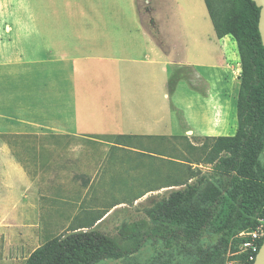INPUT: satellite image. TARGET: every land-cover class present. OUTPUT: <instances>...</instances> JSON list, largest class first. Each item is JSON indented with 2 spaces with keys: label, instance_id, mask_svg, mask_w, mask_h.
I'll return each instance as SVG.
<instances>
[{
  "label": "rangeland",
  "instance_id": "obj_1",
  "mask_svg": "<svg viewBox=\"0 0 264 264\" xmlns=\"http://www.w3.org/2000/svg\"><path fill=\"white\" fill-rule=\"evenodd\" d=\"M139 1L141 6H147L149 10L148 14H141L145 24L150 25V17L155 20L157 38L164 39L160 26L165 35L174 39L179 29L182 41L186 44L184 60L212 64L207 67L196 63L198 65L195 68L212 81L209 90L214 98H218L221 103L229 102V122L223 134H234L237 129L236 100L241 76L236 41L231 36L219 38L216 35L205 0H178L181 8L176 5L175 0ZM220 4L225 6L226 0H220ZM191 12L195 16L192 19ZM157 19L160 20V26ZM205 42L209 49L205 48ZM218 52L224 53V67L216 66L220 62ZM175 74L177 73L172 71L169 76L174 78L173 84H179L177 96L173 95V84L172 87L167 86V92L172 94L167 102L168 107L173 110L175 126L173 129L165 126L166 128L157 127L153 130L160 134L128 138L103 135L95 141L52 134L4 136L11 143V154L24 161L30 169H33V164L37 167L38 156L43 161L48 151L50 152V149L45 148V142L54 143V151L61 150L62 153L68 150L74 153L89 150L94 153L95 166L93 161L92 166H84V160L73 156L57 160L56 164L63 162L65 165L58 166L60 169L55 167L53 176L43 174L38 177L32 174L28 181L20 176H0V264H25L30 254L52 237L65 233L72 227L90 224L109 209L111 210L104 221L97 224L98 229L118 235L125 224L135 220L146 219L147 225L141 228L142 243L137 251L120 258H106L96 264L195 263V248L182 239L179 232L178 238L169 240L166 237L167 231L171 234L177 231L174 219L167 220L166 226H160L159 231L151 233L154 222L148 215V211L172 191L183 189L200 179L204 185L211 182L220 186L221 182V178L213 177L212 164L206 162L209 148L206 136L184 135V125L191 122L192 107L195 108L200 102L196 100L197 97L200 99L199 94L197 96L202 89L200 81L196 78L178 79ZM9 82L11 81H0V97L3 95L6 98L11 88ZM16 82L20 85V82L26 81ZM27 83L19 90L34 94L37 90L31 87V81ZM175 97L183 99H179L182 104H174L177 110L171 104ZM165 123L169 126L170 120ZM257 162L254 170L256 177L260 179L264 171V145ZM92 178V185L85 193L80 189V184L88 186ZM59 180L69 181V184H60ZM222 183L225 187L227 180L222 178ZM261 213H264V206L257 204L250 205L243 215L249 221L258 217L259 223H264V215L259 216ZM86 229L88 228H84ZM236 237L238 236L230 237L227 230H219L211 225L204 232L199 247H221L226 252L218 264H227L232 251L236 250V254L243 250ZM232 259L235 263L239 261L237 256Z\"/></svg>",
  "mask_w": 264,
  "mask_h": 264
},
{
  "label": "crops",
  "instance_id": "obj_2",
  "mask_svg": "<svg viewBox=\"0 0 264 264\" xmlns=\"http://www.w3.org/2000/svg\"><path fill=\"white\" fill-rule=\"evenodd\" d=\"M175 3L181 8L178 0ZM159 28L164 37L160 41L144 25L138 0H0V81L12 82L8 97H0V176H20L24 181L32 174L53 176L55 167L65 165L56 161L73 156L84 160V166H92L91 161L95 166L89 150L62 153L45 142L50 149L45 163L38 156L37 167L30 169L11 154L5 135L52 134L95 141L103 135H155L157 127L173 129V110L167 102L172 71L178 79H198L203 89L184 135H225L229 102L215 99L209 90L212 81L195 68L212 64L184 60L186 44L179 29L174 39ZM218 53L216 66H223L224 53ZM27 81L37 90L34 94L19 90ZM178 85L173 84L174 96ZM179 99L171 100L173 109L182 104ZM92 182L93 178L88 186L80 184V189L86 193Z\"/></svg>",
  "mask_w": 264,
  "mask_h": 264
},
{
  "label": "trees",
  "instance_id": "obj_3",
  "mask_svg": "<svg viewBox=\"0 0 264 264\" xmlns=\"http://www.w3.org/2000/svg\"><path fill=\"white\" fill-rule=\"evenodd\" d=\"M139 2L140 15L148 14V7ZM205 3L216 35L219 38L231 36L238 46L241 76L236 100L237 129L232 135L205 137L209 142L206 143L209 147L206 162L212 164L213 177L221 178L220 186L211 182L204 185L200 179L172 191L167 198L157 202L148 215L154 222L151 233L166 226L167 220L174 219L177 231L174 234L167 231L166 237L169 240L178 238L179 232L181 238L195 248L193 253L197 259L194 264H218L226 251L219 246L199 247L207 228L213 225L219 230H227L230 237L238 236L236 238L243 247L248 238L240 233L254 230L260 224L258 217L253 221L244 217V211L250 205L264 206V171L258 179L254 170L264 145V46L259 31L260 8L253 0H226L225 6L220 0H205ZM149 22L151 26L143 21L152 36L160 41L155 35V20L150 17ZM112 136L128 138L136 135ZM222 178L227 180L225 187ZM110 210L90 224L72 227L52 237L34 250L25 264H96L106 258L134 253L141 246V228L147 225V220L125 224L118 235H113L96 227ZM263 240L259 241V249ZM235 251L229 260L237 256L239 261L235 264H253L255 259H249L250 250L243 248L237 255Z\"/></svg>",
  "mask_w": 264,
  "mask_h": 264
},
{
  "label": "built area",
  "instance_id": "obj_4",
  "mask_svg": "<svg viewBox=\"0 0 264 264\" xmlns=\"http://www.w3.org/2000/svg\"><path fill=\"white\" fill-rule=\"evenodd\" d=\"M240 235L248 238L243 242V248L246 250H250V260L255 259L257 255L255 253H258L259 251V241L264 238V223H260L254 230L243 231L240 233ZM227 264H235V261L228 260Z\"/></svg>",
  "mask_w": 264,
  "mask_h": 264
},
{
  "label": "water",
  "instance_id": "obj_5",
  "mask_svg": "<svg viewBox=\"0 0 264 264\" xmlns=\"http://www.w3.org/2000/svg\"><path fill=\"white\" fill-rule=\"evenodd\" d=\"M253 1L260 8L259 31H260L262 43L264 46V0H253ZM253 264H264V240L256 255V258Z\"/></svg>",
  "mask_w": 264,
  "mask_h": 264
}]
</instances>
